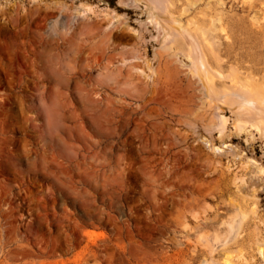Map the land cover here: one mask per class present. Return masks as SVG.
Instances as JSON below:
<instances>
[{
    "label": "rangeland",
    "instance_id": "374dc122",
    "mask_svg": "<svg viewBox=\"0 0 264 264\" xmlns=\"http://www.w3.org/2000/svg\"><path fill=\"white\" fill-rule=\"evenodd\" d=\"M169 1L161 15L184 31L164 39L149 26L153 35L136 41L124 19L110 26L106 16L137 30L146 17L129 0H0V264H222L223 250L259 264V190L258 218L220 234L216 249L215 225L203 239L190 234L220 210L251 208L243 161L201 140L217 138L228 92L254 84L264 98V0ZM191 41L198 67L203 56L217 76L211 98L182 61ZM93 46L103 55L91 62ZM135 57H148L152 74ZM244 139L230 143L264 167V138Z\"/></svg>",
    "mask_w": 264,
    "mask_h": 264
},
{
    "label": "bare ground",
    "instance_id": "6f19581e",
    "mask_svg": "<svg viewBox=\"0 0 264 264\" xmlns=\"http://www.w3.org/2000/svg\"><path fill=\"white\" fill-rule=\"evenodd\" d=\"M5 1H8V0H5ZM129 1H130V6L132 8L139 10L142 14L145 15L146 20L145 21H137L138 29L136 30V29L129 27L125 16L117 14L114 11H112V13L106 15L110 19V23H109L110 26H113L116 23L118 24V22L121 19H124V23H123L122 28H124L128 33H130L131 36H133L135 38V40L136 39L137 40L142 39L145 33L153 35L152 31H148L149 26H152L155 31H157V29H161L163 31L162 37L164 39H169V37L171 36L170 31H173L176 35H178V34H180V32L182 33L184 31V30L182 31V27H181L180 23L175 18H173L171 16H167L166 18H163L161 15L164 9L172 6L171 1H169V0H129ZM186 1H187V4L191 7L193 5H195V3H196V2H193V0H186ZM87 8H88L87 6L81 5L79 7H75V10H78L77 14H83L84 12L88 11ZM184 9L186 11L187 8H184ZM167 25L169 26L170 30H168ZM88 32H91V30ZM90 34H92V33H90ZM184 34H186V33L184 32ZM172 36H171V38H173ZM186 36H189L190 39L193 40V37L190 34H188ZM71 38H70V40H71ZM107 38H108V36H107ZM90 39H91V37H90ZM152 39H156V38H151V40ZM211 39H212V37H211ZM206 40H208V39H206ZM209 42L210 41H208V43ZM72 43H74V42H72ZM187 44H188V42H187ZM194 44L192 43V41L189 42V45L187 46L188 52L185 55H183L182 61L186 60V62H188L190 64V66H193V68L195 69L194 73L202 85L205 96L207 98H211L213 95H215L214 89L212 87V83H213L212 77L216 76L215 71L212 73L213 76L211 75V73L208 72V70L206 69V66H205V62H203V60H204L203 56L202 57L199 56V57H201V59L199 60L200 66L198 67L196 60L192 57V55H193L192 52H194L196 50V47H197ZM96 46L98 47L99 45H96ZM96 46L91 47L89 53H87V54H89L90 58H92L91 62H94L97 55L102 54V51H101V54L96 52L97 55L95 56V51L98 50V48ZM208 47H209V50H212L211 51V53H212L213 49H214V48H212V42L209 43ZM78 48H80V46H78ZM62 56H64V54ZM62 56H61V58H62ZM56 57L53 58V60H55ZM81 58H82V56H81ZM74 60H76V59H74ZM81 60H83V59H81ZM85 61H86L87 65L90 66L88 64L90 61L89 62H87L88 60H85ZM140 61H142L144 63V67H146L147 70L149 72H151V74H152L153 69L151 67L150 59L148 57H143V60H141V58H138V57L131 58V60H129V63L134 62L136 64L137 62H140ZM60 62H61V60H60ZM109 62H110V60H109ZM53 64H54V61L53 62L51 61V64L48 67L49 72H51L50 70H52L51 66ZM132 64L130 65V68L132 70H134L133 72L135 73V75L136 74L137 75L143 74L144 76H148L147 74H144V72H143L144 70H142L140 68H136L135 67L136 65H132ZM87 65H86V67H87ZM64 66H65V64H64ZM72 68H73V66H72ZM199 68H201V71H199L200 70ZM60 69H61V64H59V68L57 70L59 71ZM209 70L211 72L210 68H209ZM77 71H79L81 73V71H82L81 66L77 67ZM212 71H213V69H212ZM55 73H57V71ZM60 73H63V72L61 71ZM129 74H130V72H129ZM129 76L131 77L132 75L130 74ZM107 84H108V82H107ZM242 87H243L242 92H238V93L237 92H228V95L230 97L227 99H223V95H221V96L219 95V98L222 97L223 100H222V102H219L220 100L218 99V103L220 104L218 107L221 110H219L220 113L217 115V126H214V127H216V128H214V130L217 132L218 136L216 139H214L209 134L208 137H206V138L202 137V140H201L205 144V146L210 150V152H212L213 154H218V155L231 154V156L237 157L236 158L237 161L242 160L243 161L242 163L245 166V169H244L245 175L244 176L248 179V181H249L248 183L250 184V188H251V189L249 188L248 190L246 188H244V190H247V193H246V195H244V197L249 198V200L251 201V208H249L248 213L243 211L238 205L232 204L233 206L229 207L227 209V212H224V211H221L220 209H218L220 211L218 212L217 219L215 221L213 219H212L213 221H210V220L209 221L207 220L204 222L202 221V223L198 226V229H195L193 232H191L190 236H192V237L196 236V238H197V236H199L198 239H203L202 234H204L203 233L204 231L202 232L201 230H205L206 228L208 229V226H210L211 224H212V226L215 225V227H214L215 231L212 232V236L210 237V239H212V241H213L214 249H216V244L219 243L217 237H219L220 234L227 235V234L232 233V231L235 230L236 228H238L242 224V222L245 221L247 218H250V217L252 219L258 218V207H257L258 198L256 197V195H257L258 190L260 192L264 193V167H263V165L254 157L246 155L236 145H233L230 143V137L231 136H235V137L245 136L244 142L248 146L250 143H252L255 140L256 134L259 135V139L264 138V111L261 109L260 106L257 105V103L263 102L262 99H264V98H263L262 94L260 93L259 89H257V87L254 84H250L247 86L242 85ZM135 88L138 89L137 87H135ZM240 88L241 87H239V89ZM136 91H138V90H136ZM222 93H220V94H222ZM256 101H257V103H256ZM211 105H212V103H211ZM225 109H228V111L231 113L230 117H226L225 115L222 114ZM253 132H256V134H254ZM243 180L244 179H242V181ZM258 186H260L259 189H257ZM241 190L243 191V187H241ZM230 203H235V202L233 201ZM236 230H238V229H236ZM200 231L202 234H200ZM254 231H258L257 225L254 226ZM235 237H236V235H235ZM177 238H176V240H177ZM232 241L233 240H231L230 242H232ZM220 244H222V243H219V245ZM256 244H257L256 245V253L258 255V258L260 259L259 264H264V238L262 239V241L260 240ZM213 247H210V249H213ZM227 252L229 253V251H226V253L224 252V250H223V252L221 251V253H220L221 257H222L221 263L222 264H236L234 262L235 258L232 259V256H230L231 254H227ZM210 253H212V250ZM239 257H241V256H239ZM241 258H243V257H241ZM242 261L247 262L245 259H242ZM202 264H215V263L211 260L206 261L204 259V260H202ZM241 264H242V262H241Z\"/></svg>",
    "mask_w": 264,
    "mask_h": 264
}]
</instances>
